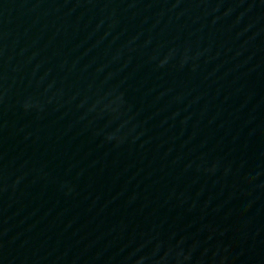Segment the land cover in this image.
I'll list each match as a JSON object with an SVG mask.
<instances>
[{
	"label": "water",
	"instance_id": "obj_1",
	"mask_svg": "<svg viewBox=\"0 0 264 264\" xmlns=\"http://www.w3.org/2000/svg\"><path fill=\"white\" fill-rule=\"evenodd\" d=\"M0 264H264V0H0Z\"/></svg>",
	"mask_w": 264,
	"mask_h": 264
}]
</instances>
